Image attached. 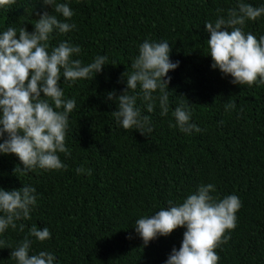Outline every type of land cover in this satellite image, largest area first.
<instances>
[{
  "label": "trees",
  "instance_id": "obj_1",
  "mask_svg": "<svg viewBox=\"0 0 264 264\" xmlns=\"http://www.w3.org/2000/svg\"><path fill=\"white\" fill-rule=\"evenodd\" d=\"M59 2L70 3L75 12L70 22L77 29L56 35L50 46L67 40L82 50L75 59L87 64L106 55L108 65L75 84L61 79L65 97L76 100L66 136L70 154H59L66 169L23 172L15 154L0 155V187L28 184L39 193L32 219L24 221L28 227L10 229L2 237L5 244L14 248L36 225L49 228L52 238L43 243L33 238V253L53 252L57 264H164L180 247L185 229L143 247L134 221L212 183L214 195L235 194L242 202L231 238L216 250L219 264H264V85H233L230 76L211 68L207 55L205 21L214 22L226 14L218 10L235 7L237 0ZM247 2L264 5V0ZM44 10L39 0H16L0 9V31L11 25L31 32ZM244 31L264 35V17L248 21ZM145 39L167 40L171 60L180 62L169 72V115L162 117L158 105L152 113L143 112L154 129L146 136L118 126L117 105L107 97L113 90L123 92L122 74L131 71ZM181 102L190 107L200 133L186 135L170 127L172 110ZM79 167L85 173L77 174ZM10 254V248H0V264H16Z\"/></svg>",
  "mask_w": 264,
  "mask_h": 264
},
{
  "label": "clouds",
  "instance_id": "obj_2",
  "mask_svg": "<svg viewBox=\"0 0 264 264\" xmlns=\"http://www.w3.org/2000/svg\"><path fill=\"white\" fill-rule=\"evenodd\" d=\"M15 3L16 0H0V9L11 8ZM39 4L45 10L34 23L33 31L11 25L0 31V155L15 154L22 165L19 170L29 173L67 167L59 154H70L66 136L76 100L65 97L61 79L63 83L75 84L96 77L108 65L106 55H97L87 64L75 59L82 50L67 40L50 46L56 35L77 29L70 22L75 12L69 2L39 0ZM49 7L51 12L47 11ZM218 12L226 14L204 23L209 34L207 55L212 58L211 68L230 76L233 85H264V35L257 37L244 31L248 21L264 17V5L257 7L247 0H237L235 7ZM171 54L167 40L145 39L138 45L131 71L122 74L121 82L126 84L123 92L118 95L113 90L107 94L117 105L113 116L122 129L146 136L154 129L144 110L152 113L158 105L162 117L169 115V72L180 66L179 61L171 60ZM192 116L190 107L181 102L172 110L174 123L170 122V127L186 135L200 133L202 129ZM85 171L83 167L76 169L77 174ZM214 193V184L202 183L182 202L169 200L154 214L136 219L135 234L142 239L143 247L183 228L180 247L172 249L164 264H219L216 250L231 238L242 202L235 194L219 198ZM38 195L37 188L28 184L10 190L0 187V248H10L16 264H57L53 252L32 250L33 238L41 243L52 238L47 227L32 225L14 248L2 239L10 229L24 232L28 227L24 221L32 219Z\"/></svg>",
  "mask_w": 264,
  "mask_h": 264
}]
</instances>
